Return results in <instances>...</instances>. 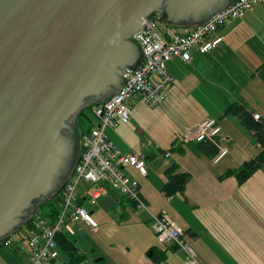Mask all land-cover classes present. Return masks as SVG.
Listing matches in <instances>:
<instances>
[{
    "label": "crops",
    "instance_id": "0c3cea01",
    "mask_svg": "<svg viewBox=\"0 0 264 264\" xmlns=\"http://www.w3.org/2000/svg\"><path fill=\"white\" fill-rule=\"evenodd\" d=\"M230 1L187 24L166 23L159 18L160 11L155 15L161 31L184 33ZM216 34L221 42L210 52H192L188 62L177 57L166 62L172 79L162 103L148 106L133 97L130 120L105 127L107 139L119 151L142 154L145 174L129 166L123 171L138 181L148 211L137 210L133 200L108 183L95 204H89L86 195L97 184H81L83 204L96 225L65 221L61 230L74 241L81 257L72 264H186L183 249L159 241L151 213H164L183 228V237L201 264H264V164L242 183L233 175L219 178L264 149L252 130L235 115L224 113L228 104L243 103L253 119L257 113V121L264 123V3L243 18L229 19ZM129 39L142 57L134 66L138 67L142 49L133 37ZM210 117L221 124L217 144L184 139L186 129ZM219 146L228 152L214 163ZM171 166L173 173L187 172L190 178L182 192L169 195L163 187ZM55 217L45 219L51 222ZM67 260L59 255L60 264ZM0 264L12 261L0 256Z\"/></svg>",
    "mask_w": 264,
    "mask_h": 264
},
{
    "label": "water",
    "instance_id": "95a60500",
    "mask_svg": "<svg viewBox=\"0 0 264 264\" xmlns=\"http://www.w3.org/2000/svg\"><path fill=\"white\" fill-rule=\"evenodd\" d=\"M224 1L0 0V241L73 171L76 115L141 60L129 39L141 18L187 24Z\"/></svg>",
    "mask_w": 264,
    "mask_h": 264
},
{
    "label": "built area",
    "instance_id": "2783aa9c",
    "mask_svg": "<svg viewBox=\"0 0 264 264\" xmlns=\"http://www.w3.org/2000/svg\"><path fill=\"white\" fill-rule=\"evenodd\" d=\"M264 0H232L213 12L204 21L196 24L184 33L172 29L161 31L155 13L143 16L140 23L144 29L132 34L142 49L143 60L133 69L125 66L121 75L126 79L123 85L110 97L94 106L96 116L93 125L79 139V154L73 171L61 188V200L55 219L51 222L40 217L30 220L29 231L15 249L28 264H58L60 251L55 234L61 230L67 218L83 221L88 226H95L88 209L83 204H76V199L84 195L77 191L82 182L97 184L87 193L86 201L95 204L108 183L113 189L133 200L137 210L148 211V206L140 194L139 183L128 176L126 166L146 173V165L140 152L123 153L106 137L107 126L117 127L126 123L132 116L131 98H136L148 106H156L166 98V85L171 75L166 69V62L177 57L190 61L192 52L207 53L221 42L216 30L229 19L243 18ZM259 119V114H253ZM222 128L218 119L204 118L186 129L184 139L217 144ZM228 152L227 147L219 146L212 158L216 163ZM84 192H86V189ZM151 213V212H150ZM152 228L162 243H173L184 250L186 264H200L191 245L184 239L183 228L164 213H151ZM17 231L5 236L2 243H12Z\"/></svg>",
    "mask_w": 264,
    "mask_h": 264
},
{
    "label": "trees",
    "instance_id": "16d2710c",
    "mask_svg": "<svg viewBox=\"0 0 264 264\" xmlns=\"http://www.w3.org/2000/svg\"><path fill=\"white\" fill-rule=\"evenodd\" d=\"M261 68L264 69V62L261 64ZM91 105H94L92 103ZM88 105V106H91ZM87 107V106H86ZM85 109L83 108L81 111L78 112L76 115V125L79 126V121L82 120V115L84 114ZM225 114H233L235 115L241 124H243L246 128L252 130L257 142L264 146V123L254 120L247 111L245 104L241 103H230L226 106L224 110ZM91 125L86 126L85 132L89 130ZM84 133V131L79 132V136H81ZM264 164V149L261 150L255 157L250 158L249 160H246L243 162L239 167L234 169L226 170L224 173L219 175V178H224L227 176L233 175L239 183H242L245 181L253 172H255L261 165ZM175 170V167L171 166L168 175V180L164 185V190L167 194L172 195L176 192H182L185 188V185L187 181L190 178L189 173L187 172H176L173 173ZM79 188H77V191ZM58 200V205L61 200V190L55 194V196ZM76 204H83V198L80 196L76 199ZM84 205V204H83ZM59 208L56 209V211H53L50 215H57ZM25 225L30 226V220H27ZM55 240L57 242L60 254L65 255L68 260L67 264H72L76 261L80 260V256L77 254V247L73 240H71L67 234H65L62 230L58 231L55 234ZM59 259V258H58ZM53 264V263H52Z\"/></svg>",
    "mask_w": 264,
    "mask_h": 264
},
{
    "label": "rangeland",
    "instance_id": "374dc122",
    "mask_svg": "<svg viewBox=\"0 0 264 264\" xmlns=\"http://www.w3.org/2000/svg\"><path fill=\"white\" fill-rule=\"evenodd\" d=\"M94 106L95 105L91 106L90 108L85 109L84 114L82 115V120L79 121L78 135H79V132L81 130L85 132L86 126H89V125L92 126L93 125V122L96 118V116L94 114ZM79 139H80V136H79ZM82 184H85V182H82ZM91 185L93 186L94 184H91ZM58 191H59V189L51 197H49L50 199L45 201L43 204H38L36 206V208L34 209V211L32 212V214L21 224L25 223L27 220H32L34 217H40V218L44 219L46 217H49L50 213L52 214L53 211H56V209L59 208V205H58L57 198L54 196ZM21 224H19L12 232H10V233H13L19 228L18 231L16 232L17 236L12 243L0 244V256L7 263L9 261H12V264H20V262L25 264L27 261L24 257H21L20 255H18V253L15 250L16 244L20 243L22 241V238H24L29 231V227L27 225H21ZM10 233H8V234H10ZM8 234H6V235H8ZM5 236L1 239V241L5 238ZM6 252H9L16 259L8 258L5 254ZM195 256L197 258L196 254H195ZM197 260L199 261L198 258H197Z\"/></svg>",
    "mask_w": 264,
    "mask_h": 264
},
{
    "label": "flooded vegetation",
    "instance_id": "af4514ba",
    "mask_svg": "<svg viewBox=\"0 0 264 264\" xmlns=\"http://www.w3.org/2000/svg\"><path fill=\"white\" fill-rule=\"evenodd\" d=\"M77 126V125H76ZM64 128V127H63ZM63 130V129H62ZM77 136H78V133H77ZM60 137L63 139V140H65V135L63 136V131H61V134H60ZM77 141H78V139H77ZM76 163V162H75ZM75 163L73 164V165H75ZM74 167V166H73ZM62 168H63V165H62V167H61V171H64V170H62ZM73 169V168H72ZM70 173V172H69ZM59 174V173H58ZM57 174V175H58ZM70 174H68L67 176H69ZM66 178H68V177H66ZM67 180V179H66ZM64 184V182L61 184V186ZM61 186H60V188H61ZM58 188H59V186H58ZM58 188H56V189H58ZM59 188V189H60ZM56 189L55 190H53L51 193H50V197L55 193V191H56ZM50 190L51 189H49L47 192H46V194L45 195H47L49 192H50ZM49 199V198H48Z\"/></svg>",
    "mask_w": 264,
    "mask_h": 264
}]
</instances>
